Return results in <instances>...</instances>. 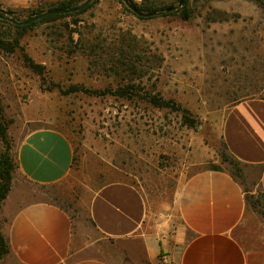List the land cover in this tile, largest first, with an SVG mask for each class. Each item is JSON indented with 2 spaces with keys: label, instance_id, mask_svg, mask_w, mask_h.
I'll use <instances>...</instances> for the list:
<instances>
[{
  "label": "rangeland",
  "instance_id": "1",
  "mask_svg": "<svg viewBox=\"0 0 264 264\" xmlns=\"http://www.w3.org/2000/svg\"><path fill=\"white\" fill-rule=\"evenodd\" d=\"M65 1L0 0V13L25 21L59 9ZM86 1L77 0L76 7ZM132 1L140 11L163 14L141 19L122 0H93L81 14H64L23 35L0 19L1 38L19 42L13 53L0 48V106L10 145L29 129L58 127L75 142L76 166L83 170L81 184L67 186L65 194L15 180L14 191L0 210V229L6 227V211L11 206L15 210L19 201H54L78 220L84 235L102 242L91 230L88 204L92 192L103 184L135 183L161 206L172 201L180 177L210 169L229 171L222 157L229 153L221 139V121L230 103L264 90L263 10L246 0H186L193 16L184 21L182 7L164 16L181 0ZM254 6L256 15L251 14ZM216 11L237 23L231 37L213 34L210 25ZM124 34L136 41L135 53L141 51L130 76L136 96L131 101L110 94L99 97L95 92H116L126 82L100 69L95 54L83 44L97 45L95 37L100 35L101 42L106 40L100 45L107 60L117 57L116 39ZM218 44L226 49L224 57L218 56ZM26 57L46 68L43 76L28 67ZM72 85L92 93H61ZM156 95L173 106H151L149 100ZM182 110L190 112L195 126L186 124ZM32 119L39 122L28 123ZM4 149L0 139V153ZM243 170L238 180L259 200L263 212L259 171ZM104 247L112 252L114 246L107 242ZM9 263L8 255L0 259V264Z\"/></svg>",
  "mask_w": 264,
  "mask_h": 264
},
{
  "label": "crops",
  "instance_id": "2",
  "mask_svg": "<svg viewBox=\"0 0 264 264\" xmlns=\"http://www.w3.org/2000/svg\"><path fill=\"white\" fill-rule=\"evenodd\" d=\"M253 10L256 15L257 7ZM235 25L210 26L222 39L234 35ZM217 47L224 57L226 49ZM230 105L221 121V139L248 171H259L264 194V90ZM12 155L17 170L10 195L19 178L62 193L81 184L75 142L63 129L27 130L15 141ZM88 217L102 242L84 235L78 220L54 201H19L15 210L6 211V227L0 229L9 264H264V217L248 208L242 185L227 172L202 170L180 177L172 201L161 206L135 183L110 181L92 192ZM107 242L112 252L104 247Z\"/></svg>",
  "mask_w": 264,
  "mask_h": 264
},
{
  "label": "trees",
  "instance_id": "3",
  "mask_svg": "<svg viewBox=\"0 0 264 264\" xmlns=\"http://www.w3.org/2000/svg\"><path fill=\"white\" fill-rule=\"evenodd\" d=\"M128 1L132 6L136 7L139 11L141 10V8H139L136 4H134L132 0H128ZM246 1L254 2L264 12V0H246ZM76 2H77V0L65 1L62 3V6L56 10L77 8ZM125 6L128 9H130L126 4H125ZM170 8H172V7H170ZM83 12H84V10H83ZM83 12L81 11V12L73 13L70 15L71 16H77ZM140 12L146 13L143 10ZM178 12H179V10L177 9V10L170 12L169 14L164 15V16L173 15V14L178 13ZM150 13H159V12L150 11ZM179 14H181L180 18L184 21L190 20L193 16L191 9L187 8L186 2L182 6V11H180ZM0 15L3 16L1 13H0ZM64 16H65L64 14L53 15V16H49L47 18L41 19L39 21H36V22H34L30 25H27V26H14V25H11V26H13V28L17 29L20 35H23L26 31H29L30 29L34 28L35 26H37L39 24H42V23L44 24V23L56 21V20H58ZM139 18L145 19L142 17H139ZM229 20L230 19L228 18V15L226 13L216 11V18H213L211 20V23L228 22ZM2 22L6 23V21H2ZM79 34L81 35V32ZM100 35L95 37V41L97 40V45L96 44L92 45L91 43L82 41V43L84 42L83 45L85 47L87 45L88 48L90 49V52L95 54V57L97 60L96 62H100L98 65L100 69H102L105 72L108 71L110 74L109 76H114L115 78H120L121 82L122 83L126 82V84L122 87H119L118 91H116V92L109 91L110 93H105V94L95 92V94H97L99 97L106 95V94H110L114 97L126 98L128 101H131V100H133V97L136 96L135 92H137V90L135 89L134 85H132L133 81H132V78L130 76L134 75V72H133L134 66L133 65H134L135 61H140L141 51L138 54L135 53V47H134L135 44H133V43H135L136 41L133 38L129 37L127 34H124L123 36H120L119 39H116V41L118 43L116 42L117 45L115 46L114 49H117V52H116L117 57H115V58L109 57L106 60V59H104V56H103L105 48L102 45H100V43L105 42L106 40H102V42H101V40H100L101 36ZM18 44H19L18 40H15L14 43H6L0 36V48L4 51L13 53L15 51V48L18 47ZM113 54H115V52ZM26 62H27L28 67L31 70H33L34 72H36L42 76L44 75V72L46 70V68L44 66L34 63L29 57H26ZM78 92H83L86 94L92 93V91H90L89 89H86L84 87L82 88V87L75 86V85L70 86L67 90L61 89V93L65 96L75 94ZM149 104L155 108H158V109H167V108L173 106L171 104V101H167V100H165V99H163L157 95L152 97L149 100ZM182 112H183V118L185 119L186 124L190 127L195 126L194 125L195 122L192 121L191 117H189L190 112L188 110H182ZM0 139L3 142V144L5 145L4 151L0 153V210H1L3 203L6 201L8 195L12 189V182H13L14 174L17 170V164H16L14 157L11 153L12 146L10 145L9 140H8V128H7V124L4 122L3 109L1 108V106H0ZM224 146L226 148L225 144H224ZM226 150H227V148H226ZM227 152H228V150H227ZM222 157L224 159V162L229 165V167H230L229 171L228 170H220V169H210V170L227 172L236 180L243 178V175H244L243 169L245 168L243 166V164L239 160L234 158L230 153H229L228 157L224 154L222 155ZM239 183L242 185L241 182H239ZM244 192H246V203L248 205V208L254 212H258V213L260 212L264 216V209H262L263 212L259 211L263 207L260 204L259 200L255 197V195L253 193L247 191V190H244ZM262 196L264 198L263 193H262ZM9 252H10V250H9L8 243H7L6 239L4 238V236L0 232V259L3 258L4 256H7L9 254Z\"/></svg>",
  "mask_w": 264,
  "mask_h": 264
},
{
  "label": "water",
  "instance_id": "4",
  "mask_svg": "<svg viewBox=\"0 0 264 264\" xmlns=\"http://www.w3.org/2000/svg\"><path fill=\"white\" fill-rule=\"evenodd\" d=\"M93 0H88L86 1L84 4H82L81 6L77 7V8H74V9H62V10H52V11H49V12H46V13H42L40 15H37L35 17H32L30 19H27L25 21H16L12 18H9V17H4V16H1L0 15V19L1 20H6L14 25H17V26H27V25H30L36 21H39L41 19H44V18H47L49 16H53V15H59V14H67V13H77V12H81L83 11L84 9H86L92 2ZM186 0H181L179 2V7H172V8H168L165 13H170V12H173L175 10H177L178 8L182 7L184 5ZM123 2L139 17H142V18H152V17H155L157 15H161L163 13L159 12V13H142L140 12L136 7L132 6L128 0H123Z\"/></svg>",
  "mask_w": 264,
  "mask_h": 264
}]
</instances>
